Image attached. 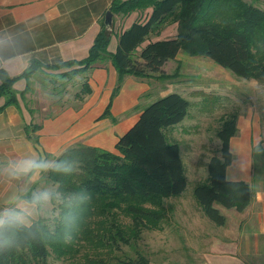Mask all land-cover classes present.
Segmentation results:
<instances>
[{"label":"trees","instance_id":"16d2710c","mask_svg":"<svg viewBox=\"0 0 264 264\" xmlns=\"http://www.w3.org/2000/svg\"><path fill=\"white\" fill-rule=\"evenodd\" d=\"M148 8L151 10L145 19L135 20L121 31L115 51L109 50L112 30L103 23L86 58L49 65L33 60L23 76L29 77L44 68L58 70L79 65L70 71L54 73L58 77H66L111 59L118 70L113 97L122 87L126 74L147 77L163 73L164 64L186 49L211 58L238 76L264 78V9L261 7L246 0H114L110 10L114 14L128 15ZM171 17L177 22V34L145 43ZM0 77V96H6L5 105L17 104L18 92L14 90L13 83L18 77H10L4 71ZM90 92L86 77L77 96L83 97ZM190 105V100L181 93L169 92L142 109L137 121L119 137L115 150L79 143L55 157L74 161L78 170L68 176L47 174L50 180L65 190L86 187L92 192V200L108 202L105 207L88 206L86 223L79 239L90 238V223L93 214L98 212L96 208L105 209L119 203L127 204L126 210L133 217V237L138 238L146 219L156 222L161 219L159 210L147 209L144 204H155L184 192L187 178L181 147L178 142L168 140L165 128L181 123L187 117ZM110 106L103 116L111 114ZM37 127L30 125L33 130ZM237 132L238 119L233 113L223 120L217 132L221 154L210 158L207 181L197 184L194 189L195 198L205 214L218 225L225 224L226 217L216 203L241 212L252 199L249 182L231 180L227 176V168L234 159L231 140ZM111 226L116 232L114 235L112 228L110 231L106 229V233H110L108 243L116 245L120 240L129 243L130 238L114 222ZM71 245L74 243L29 241L19 248L0 250V264H48L51 249L65 254L73 250ZM88 264L110 263L97 258ZM119 264H151V261L145 254L137 253Z\"/></svg>","mask_w":264,"mask_h":264},{"label":"rangeland","instance_id":"374dc122","mask_svg":"<svg viewBox=\"0 0 264 264\" xmlns=\"http://www.w3.org/2000/svg\"><path fill=\"white\" fill-rule=\"evenodd\" d=\"M246 1L264 9V0ZM143 15L144 12L141 16ZM175 22V18L171 17L161 29L152 33L149 39L152 40L162 31L165 32L163 37H173L177 32ZM124 27V22H121L117 26L112 25V30L118 32ZM78 66L64 67L56 71H70ZM163 70V73L142 77L148 83V91L141 95L136 109L147 106L149 101L165 92L176 91L190 100L187 117L181 123L165 128L168 140L178 142L181 147L187 178V187L182 193L184 201L182 205L183 207L187 205L188 209L182 208L176 202L179 195L161 199L155 204L145 203L144 207L147 209L159 210L161 219L157 222L146 219L140 236L135 238L133 217L126 210L127 204L119 203L109 208L98 209L99 206H107L108 202L92 200L90 206H97L95 210L98 212L91 218L90 238L78 237V241L71 245L73 250L65 254H58L51 249L47 258L48 264H88L97 258H103L110 264H119L124 258L134 257L137 253L145 254L151 264H202L203 252L198 250L206 247L202 243L205 238L199 235L201 238L194 240L190 228L193 218L190 222L187 219L189 215H185V212L190 210L195 214L199 210L194 199V189L197 184L207 181L210 158L221 154V141L217 132L223 120L233 113L237 115L238 132L231 140L234 159L227 168V175L246 176L250 180L255 200L249 209V222L255 224L249 227L252 233L246 236L236 232L233 235L238 246L236 253L242 254L249 264H264V233H260L258 228L264 225V220L263 224L257 223L256 218L257 210L261 211L257 208L256 200L264 198V78L238 76L211 58L199 53H190L186 49H182L176 58L167 61ZM87 71L66 77L52 74L48 84L42 80L43 84L38 85L34 94L30 92L27 98L34 97L38 102L35 106L43 109L40 112L41 117L49 111L48 108L44 109V105L51 104L53 100L58 102L56 105L77 106L87 95L77 96V92L82 88V82L88 76ZM44 79L48 77L45 76ZM44 85H47L48 95L43 90ZM257 137L260 138L259 148L255 144ZM48 158L55 159L53 156ZM52 184L57 183L50 180L46 174L42 176L38 186ZM232 212L233 215L229 219L235 230L239 215L236 211ZM113 222L130 238L129 243L121 240L116 245L108 243L110 233H106V229L110 231L112 228L114 235L116 232L111 226ZM221 230L225 233L224 228ZM246 237L248 244L241 241L243 239L246 242ZM242 246L248 249L239 250Z\"/></svg>","mask_w":264,"mask_h":264},{"label":"crops","instance_id":"0c3cea01","mask_svg":"<svg viewBox=\"0 0 264 264\" xmlns=\"http://www.w3.org/2000/svg\"><path fill=\"white\" fill-rule=\"evenodd\" d=\"M113 1L0 0V73L4 71L10 77H18L13 83L14 90L18 92V103L5 105L6 96H0V160L32 152L55 158L65 149L79 143L115 150L119 137L137 121L145 105L141 109L136 108L139 106L141 95L148 91V83L145 78L126 74L119 92L112 97L118 80V70L111 59L98 63L87 71L91 92L80 100L77 106L56 105L58 102L53 100L51 104L44 105V109L48 108L49 111L41 117L40 112L43 109L35 106L38 102L34 97L27 98L30 92L34 94L42 80L48 84L50 76L58 72L44 68L29 77L23 76L33 60L49 65L86 58ZM150 10L151 8L138 10L128 15L114 14L112 25L117 26L124 22L126 29L135 20L145 19ZM122 30H112L110 51L116 50ZM164 33L162 31L152 40L165 38ZM149 40L151 39H147L145 43ZM45 76L48 79L45 80ZM1 83L0 77V85ZM44 88L48 95L47 85H44ZM24 90L27 91L22 96L21 92ZM167 93L169 92L155 99ZM110 104L111 114L103 116ZM32 124L38 127L33 130L30 128ZM227 176L231 180H245L250 183L246 176ZM21 187L23 185L0 180V204ZM182 197L180 194L176 202L182 208L188 209L187 205L183 207ZM194 199L199 209L196 211L198 216L190 210L185 212V215H189L187 219L190 222L193 218L190 228L194 240L201 238L199 235L205 238L202 243L206 247L198 250L203 252L202 264H249L242 254L236 253L238 246L233 235L236 232L246 236L252 233L249 227L255 224L249 222V209L255 203L253 193L250 204L241 212L216 203L226 217L223 225L212 222L196 198ZM256 204L257 208L261 209L257 210V223L263 224L264 198L256 200ZM232 211L239 215L235 224L237 231L233 230L230 221ZM223 228L225 233L221 230ZM258 228L263 234L264 225ZM209 235L211 236L208 237ZM241 241L249 243L247 237L246 242L243 239ZM242 249L248 247H239V250Z\"/></svg>","mask_w":264,"mask_h":264},{"label":"clouds","instance_id":"9594fccd","mask_svg":"<svg viewBox=\"0 0 264 264\" xmlns=\"http://www.w3.org/2000/svg\"><path fill=\"white\" fill-rule=\"evenodd\" d=\"M77 170L72 160L36 152L0 160V180L23 185L0 204V250L29 241L74 243L86 223L92 192L86 187L65 190L58 183L38 185L46 174L68 176Z\"/></svg>","mask_w":264,"mask_h":264},{"label":"water","instance_id":"95a60500","mask_svg":"<svg viewBox=\"0 0 264 264\" xmlns=\"http://www.w3.org/2000/svg\"><path fill=\"white\" fill-rule=\"evenodd\" d=\"M113 17H114V13L111 10H108L106 12V16H105V25L107 26L108 29H112V23H113Z\"/></svg>","mask_w":264,"mask_h":264}]
</instances>
